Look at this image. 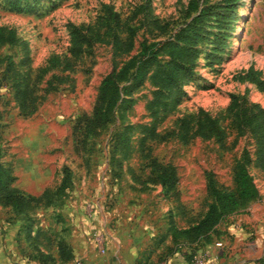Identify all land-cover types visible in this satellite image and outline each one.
Segmentation results:
<instances>
[{
    "label": "rangeland",
    "instance_id": "obj_1",
    "mask_svg": "<svg viewBox=\"0 0 264 264\" xmlns=\"http://www.w3.org/2000/svg\"><path fill=\"white\" fill-rule=\"evenodd\" d=\"M191 2L210 5L211 13L205 19L207 37L199 44L198 74L183 84L186 95L181 102L151 116L148 105L153 86L145 79L132 92L128 106H118L104 128L79 141L82 132H74L73 126L82 114L91 112L102 76L134 54L141 40L168 38L189 19ZM102 3L111 4L123 18L130 17V24L138 26L133 48L121 53L111 43L97 42L90 54L74 62L72 70L63 72L58 66L39 75L38 68L50 54L66 52V23L92 21ZM26 4L32 7L28 11L24 10ZM223 4V0H22L18 11L9 0H0V25L14 27L25 42L0 45V160L11 166L13 185L28 194L56 187L64 166L69 168L71 179L62 194L31 202L21 211L0 203V264L38 261L36 248L56 257V237L62 236L68 244L73 238L71 209L84 204L81 212L88 219L92 202L97 216L106 215L108 230L115 229L114 209L127 207L129 214L145 210L147 219L161 230L170 221L177 227L186 226L211 201L205 172L211 170L218 183L232 188V168L243 148L250 156L247 168L259 198L264 199V157L257 154L256 137L248 130L236 135L229 127L226 109L230 93L238 94L239 108L253 104L264 108V0H236L231 8ZM154 18L165 23L163 31L151 23ZM52 74L58 78H52L50 86L47 80ZM17 80L29 88L28 108L37 104L31 113H23L14 97ZM198 108L225 127L228 133L222 144L214 137L198 135L183 142L175 119ZM145 128L156 133L150 135ZM153 160L174 165L176 191L165 194L160 184L148 181ZM252 232L246 242L256 236ZM102 233L98 234L104 238ZM160 234L152 241L145 239L137 264H159L167 252L163 244L170 232ZM261 234L262 246L264 230ZM169 242L173 245L171 238ZM204 245H192L190 251ZM157 246H163L161 256L151 253ZM263 250L251 264H261L260 258L264 261ZM191 256L189 253L192 260ZM229 256L227 253L226 260ZM245 256L244 252L230 260L237 264Z\"/></svg>",
    "mask_w": 264,
    "mask_h": 264
},
{
    "label": "trees",
    "instance_id": "obj_2",
    "mask_svg": "<svg viewBox=\"0 0 264 264\" xmlns=\"http://www.w3.org/2000/svg\"><path fill=\"white\" fill-rule=\"evenodd\" d=\"M21 1L9 0L18 11L21 10ZM223 1L224 7L231 8L236 0ZM31 8V5L26 4L24 10L28 11ZM210 8V5L200 6L197 2H191L187 10L189 19L174 29L168 38L141 40L139 49L134 54L124 60L119 67L111 69L102 76L91 112L82 114L73 126L74 132L78 129L82 132L79 141H84L88 136L95 135L104 128L111 121L118 106H128L132 92L142 85L145 79H149L153 86L148 105L151 116L157 115L159 110L173 108L181 102L186 95L183 84L198 74L197 61L201 52L199 44L207 37L205 19L211 13ZM129 18H123L111 4L102 3L92 21L86 24L67 22L66 52L50 54L45 59L44 66L38 68L39 75L58 66L63 72L72 70L74 62L84 54H90L93 45L97 42L111 43L117 52H129L134 46V36L138 29V26L129 23ZM151 23L157 29L162 31L165 29V23L162 24L158 18L152 19ZM121 33H125V36L122 37ZM17 43L25 42L17 35L14 27L0 25V45L13 46ZM27 59L22 61L25 62ZM52 78H58V76L52 74L47 80V85H52ZM14 87V97L22 112L25 114L33 112L37 104H32L28 108L26 104L30 96L28 86L17 80ZM229 96L230 102L226 108L229 127L235 129L236 135L242 134L245 130L253 134L256 137L257 154L259 157H264V108L257 104L247 109L239 108L238 94L230 93ZM175 120L180 130V137L185 143L198 135L203 138L214 137L222 144L228 133L216 117L202 108H198L194 113L177 116ZM145 129L150 135L156 133L152 128ZM249 161L248 150L243 148L241 157L235 161L232 168V188L218 183L211 170L205 172L206 192L211 196V201L204 212L186 226L177 227L173 221L169 222L167 231L170 232L173 245L166 246L167 252L163 256L166 257L178 248L174 245L191 247L211 242L220 233L217 229L220 222L225 221L247 202L259 197L258 188L247 168ZM151 167L148 181L160 184L165 194L176 191L177 175L173 164L153 160ZM262 167L264 168V162ZM69 173V168L64 166L63 176L56 187L52 190L45 188L40 194L33 195L13 185L14 175L11 166L0 160V203L13 210L21 211L31 202L50 200L52 195H60L70 186ZM56 239V257L41 248H36L37 253L34 257L40 264H47L48 261L65 263L73 257L72 248L68 242L59 235ZM186 257L190 258L188 254ZM260 262L264 264L263 259Z\"/></svg>",
    "mask_w": 264,
    "mask_h": 264
},
{
    "label": "crops",
    "instance_id": "obj_3",
    "mask_svg": "<svg viewBox=\"0 0 264 264\" xmlns=\"http://www.w3.org/2000/svg\"><path fill=\"white\" fill-rule=\"evenodd\" d=\"M92 203L93 211L91 209V213L89 212L88 219H84L81 212V207H85L84 204L70 211L73 226L70 236L73 238H69L71 239L69 245H71L73 257L64 264H73L77 258H80L83 264H137V258L145 249L143 247L145 239L147 242L152 241L153 236L158 232L161 233L160 235H167V227L165 226L163 230L159 229L158 225L147 219L145 210L129 214L130 207L126 210L114 209L117 215L115 229L108 230L106 215L102 218L97 216L96 207ZM263 228L264 199L257 197L218 224L217 229L220 233L201 248L208 250L210 254L207 264H236L235 259L231 262L230 258L244 252L248 257L237 260V264H251V260L258 258L264 247V242L262 246L260 245ZM252 230L256 236L246 242L247 235L250 231L253 233ZM100 231L104 235V252H99L98 246L93 242L94 236H101L98 234ZM168 237L170 238V235ZM169 238L166 239L165 245L163 244L164 248L170 244ZM244 244L248 247H244ZM163 246H157L155 251H150L153 255L158 253L161 256L162 254L159 253L163 251ZM201 249L190 251V247H178L166 257L162 256L159 264H191L192 260L186 255L190 253L193 258ZM227 253L230 256L226 260ZM261 254H264V250ZM146 255H149V252ZM26 263L40 264L35 259L30 261L24 259V264Z\"/></svg>",
    "mask_w": 264,
    "mask_h": 264
},
{
    "label": "built area",
    "instance_id": "obj_4",
    "mask_svg": "<svg viewBox=\"0 0 264 264\" xmlns=\"http://www.w3.org/2000/svg\"><path fill=\"white\" fill-rule=\"evenodd\" d=\"M93 242L98 246L99 252L105 251V248L103 246L104 239L102 236H94ZM209 255L210 254L208 250H200L199 253H197V255L192 258L191 264H207ZM73 264H83V261L80 258H77L74 260Z\"/></svg>",
    "mask_w": 264,
    "mask_h": 264
}]
</instances>
